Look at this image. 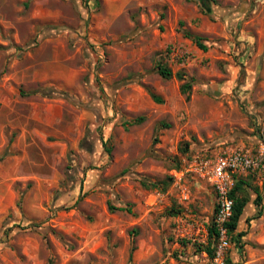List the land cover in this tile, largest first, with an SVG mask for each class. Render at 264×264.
<instances>
[{"label": "rangeland", "instance_id": "1", "mask_svg": "<svg viewBox=\"0 0 264 264\" xmlns=\"http://www.w3.org/2000/svg\"><path fill=\"white\" fill-rule=\"evenodd\" d=\"M262 141L264 0H0V264H213L192 169ZM242 177L226 258L264 264V176Z\"/></svg>", "mask_w": 264, "mask_h": 264}, {"label": "built area", "instance_id": "2", "mask_svg": "<svg viewBox=\"0 0 264 264\" xmlns=\"http://www.w3.org/2000/svg\"><path fill=\"white\" fill-rule=\"evenodd\" d=\"M196 175L208 178L215 189L217 211L215 226L220 237L213 264H226L227 249L230 245L228 224L232 219L235 201L231 196L237 176H264V141L255 153L245 148L225 152L214 160H201L192 169Z\"/></svg>", "mask_w": 264, "mask_h": 264}, {"label": "trees", "instance_id": "3", "mask_svg": "<svg viewBox=\"0 0 264 264\" xmlns=\"http://www.w3.org/2000/svg\"><path fill=\"white\" fill-rule=\"evenodd\" d=\"M180 26H183V22H180ZM185 35H186V37L192 38V40L196 43V45L200 49H202L204 51L208 50V47H207V45H205L203 43L204 39L201 36L193 35L192 33L188 32L186 30H185ZM157 73L163 79H166V80H169L173 77V71L170 68H168L164 65H161V64H159L157 66ZM180 78H182L181 75H180ZM190 89H191V84L189 82H186L181 86V92L183 94H187V99H190V95H189ZM151 96L155 102H157V103L163 102V100L159 96L155 95L154 93H151ZM143 121H144V117H139V118L135 119L133 122H131V124H133V125L140 124ZM165 126H167V125H165ZM12 142H13V138L10 140V144ZM108 153L109 154L111 153V149H108ZM8 155H9V153L5 152L2 156H0V161L5 159ZM235 179H236V185H235V187L231 193V196L235 201V205H234V212H233L232 219L228 224V233H229L230 240H232L236 245H238L239 249H242L243 247L241 245V240L246 235V232H237V230H238V227H239V224L241 221V217L244 214V210H245L246 206L248 205L250 199L248 198V196L247 197H240L238 195V193L240 191H242L246 186H249V185H248V179H246L242 176H237ZM141 184L146 189H161V187H162V189H161L162 191H165L168 187L164 181L153 182V181L144 179ZM254 192L256 193V198L254 200V204L258 207H261L262 203H263V195L259 192V189H254ZM261 215H262V209H260V211L258 212V217ZM219 237H220L219 231L217 230V228L215 226V222H213L209 226L210 244L208 245V247L206 249L211 260H213V258L215 256L216 247H217V243L219 241ZM226 262H228L230 264L231 260L227 257Z\"/></svg>", "mask_w": 264, "mask_h": 264}, {"label": "crops", "instance_id": "4", "mask_svg": "<svg viewBox=\"0 0 264 264\" xmlns=\"http://www.w3.org/2000/svg\"><path fill=\"white\" fill-rule=\"evenodd\" d=\"M248 209H250V210H248ZM254 208H252L251 206H250V204H248L247 206H246V208H245V210H244V214L242 215V217H241V221L242 222H244V221H246L247 220V218L249 217V216H251V214H254ZM242 218H243V220H242ZM241 221H240V223H241Z\"/></svg>", "mask_w": 264, "mask_h": 264}]
</instances>
